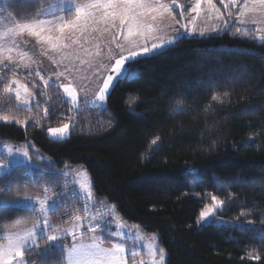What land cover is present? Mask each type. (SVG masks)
I'll return each instance as SVG.
<instances>
[{"label":"trees","instance_id":"16d2710c","mask_svg":"<svg viewBox=\"0 0 264 264\" xmlns=\"http://www.w3.org/2000/svg\"><path fill=\"white\" fill-rule=\"evenodd\" d=\"M50 1L6 3L21 23ZM176 1L183 6L174 11L192 17L195 0ZM231 10L238 14V6ZM236 28L233 18L216 34L180 36L138 58L105 107L74 106L59 85L0 67V115L21 121H0V142L29 139L32 157L36 150L47 156L43 168L16 163L0 173V240L39 218L34 209L2 200L49 188L59 201L50 213L55 227L71 224L83 201L64 192L61 170L84 165L96 204H111L127 224L154 236L166 264H264V40ZM13 77L34 93L31 108L4 92ZM68 121V137L48 135L49 127ZM213 195L224 201L215 218L232 222L199 225ZM60 240L39 238L40 248L25 252L26 264H65L73 239Z\"/></svg>","mask_w":264,"mask_h":264},{"label":"snow or ice","instance_id":"6c2138e0","mask_svg":"<svg viewBox=\"0 0 264 264\" xmlns=\"http://www.w3.org/2000/svg\"><path fill=\"white\" fill-rule=\"evenodd\" d=\"M206 3L208 18L211 19L214 15L217 20L223 21V25L217 24L213 27L219 28L227 25L228 20L235 18L241 25H260L257 29L261 33L260 40H264V0H242V3L238 5V0H220L224 7L228 9V19H225L220 9L216 7L213 0H196L195 6L192 8V12L196 13V16L200 15L201 4ZM176 0H171V3H164L162 0H87L85 4H75L76 11L74 18L68 19L66 22L63 17L60 18L58 27H52V21L48 20H35L31 23L18 24L14 22V26L7 29V35L9 39L14 37L22 31L27 30L32 35L37 36L42 41H46L51 44L53 48L64 49L70 45L64 44L65 37L71 41L72 44L78 43L76 34H81V38L90 35L94 31L106 32L111 29L112 41L116 44V48L119 50L118 54L110 58V64L108 70L105 73L100 74L98 71L94 75L99 79V84L95 93L96 100L103 102L106 99V95H110V91L116 87L123 79H128L130 71L128 65L139 59L149 58L155 55L159 50L170 46L173 43V37L167 34H160L158 22L167 17L174 23L180 25V29L187 30V24L181 23L175 16L172 15L173 5ZM238 6V14L232 12L233 7ZM181 17L184 13H180ZM11 16V13H8ZM196 16L192 17L191 23H194ZM103 25L101 28L100 26ZM175 31H179L176 29ZM205 29H201L203 33ZM236 32H241V28H236ZM183 34V33H182ZM247 34H252L251 30H248ZM16 47L13 44L12 47H5L0 44V65L8 71H15L16 68L21 66L29 67L24 63L27 56L24 52H17L13 54V48ZM84 53L90 57H99V51L93 53L89 49H83ZM7 53V55H5ZM81 64H84L83 59L80 60ZM89 68L93 67L92 61H87ZM102 65H96L98 70ZM75 65L69 60V64L64 66L63 71L57 73V77L64 76L65 74L73 75ZM37 76H40L39 72H36ZM6 79V76L4 77ZM41 80L43 77L40 76ZM18 85L12 87L11 85ZM44 84L47 85L48 81L44 80ZM63 91L71 98L73 103L77 100L76 91L69 86L61 85ZM4 92L8 94H14L15 99L24 105L29 104V97L31 93L28 89L20 84L19 81L13 80L10 84H5ZM218 99V97H213ZM47 113V109H45ZM14 120L16 123H21L15 116L10 118L9 115H0V121L10 122ZM111 127V124H109ZM70 124L65 123L62 127H53L48 129L49 133L53 136L59 135L61 138L69 131ZM152 143L155 145L156 140ZM8 153H12V149H7ZM25 157H28V152L23 151ZM7 164L0 162V168L6 167ZM80 187L86 188V184L81 183ZM91 193H89V196ZM30 198V197H25ZM212 204L205 206L199 213V221L206 222L207 219L213 214L215 208L224 204L223 200L218 199L216 195L211 197ZM9 202H14L9 201ZM41 211L46 212V201L38 200ZM77 221L80 217L75 218ZM253 223V221H249ZM43 230L46 233V241H55L58 238L63 239L65 232L72 236L73 242L70 247L66 248L67 264H126L125 248L123 244L113 243L111 247H104L101 238L95 234L89 237V243L84 242L83 236L78 240L76 238L77 231L79 229L78 224H74L73 227L61 231L53 226V234H48L49 223L47 219L42 221ZM264 224V220L261 221ZM40 223H34L31 228L21 229L17 231H10L6 236V243H0V264H25L24 256L28 250L29 244L35 248H40L37 240V229L40 228ZM96 226L90 227L89 232L95 233ZM120 235V233H116ZM149 251L152 252L155 257L156 252L149 246ZM159 260L153 259L152 264H163L164 262V249H158ZM133 257L136 255L132 253ZM251 255V254H250ZM255 259L259 260V256H255ZM133 264H143V261Z\"/></svg>","mask_w":264,"mask_h":264},{"label":"rangeland","instance_id":"374dc122","mask_svg":"<svg viewBox=\"0 0 264 264\" xmlns=\"http://www.w3.org/2000/svg\"><path fill=\"white\" fill-rule=\"evenodd\" d=\"M51 2L52 0L50 1V3ZM50 3L47 6L42 7L39 16H37L34 19H30L28 21L20 23L17 22L16 17H14V15L11 13L10 8L7 6L6 0H0V44H3L5 47H12L13 44H15L16 47L13 48L14 55L17 52L26 53L27 56L24 60V63L27 64L26 63L27 60L31 68H36L35 70H37V72L40 73V76L43 77V80H41L40 76L36 75V72H31V73H35L36 77H38L40 81L44 82V80H47L49 84L52 83L57 84L61 87L62 91H63V87L61 85L72 87L77 94V100L74 103V106H80L81 104H83L85 106L88 105L91 107H105L107 105V98L109 95H106V99L103 102L96 100V96H95L97 86L99 84V79H80L74 77V76H80V74H74V73L71 76L65 74L64 76L57 77V73L63 71L64 66L66 65L65 49L53 48L51 44L47 43L46 41H42L37 36L32 35L27 30L19 32L14 37V40L9 39L7 35V29L13 27L14 22L18 24H23V23H31L38 19L45 20L46 17H43L44 9H46L50 5ZM213 3L216 5L217 8L220 9L223 16L225 17L223 12V9L225 8L224 4H222L220 0H213ZM225 3H227V0H225ZM175 6L180 9L183 5L181 2L176 1ZM205 6L206 3L202 2L200 15L196 16V13L192 15V17L196 16V20L194 23L190 22L192 20V17L188 18L186 14H184V16L181 17L180 14H177L175 12L176 19L180 20L181 23L187 24L188 27L186 33L184 29H180V26L178 28L179 31L170 32L168 36L173 35V42L180 36H208L218 33L223 28L222 27L221 29H219L220 27L219 28L213 27L214 25L220 24V21L217 20L215 16H212V18L209 19L208 15L203 14V12L205 11L203 10V7ZM8 13H11V16H8ZM201 29H205V31L201 33ZM242 30H249V29H242ZM160 34L163 33L160 32ZM66 37L63 43H65ZM23 38L25 39L23 40ZM17 41H22L23 45L21 46L20 43H17ZM33 45H35L34 48H31ZM5 55H7V53H5ZM112 56L115 55L101 56L105 60L106 70H108V65L110 62V58ZM0 67H2V65H0ZM75 67L78 68V65L76 64ZM24 68L26 67L21 66L19 68H16L15 70L21 71L23 73H29V70H31V69H26L28 70L26 71ZM13 80L19 81V83L23 84L28 89V92L31 93V96L29 97L28 105L21 104L18 101L17 103L24 108H31L35 102L34 93L29 89V86L26 83V81L22 79H18L17 77L11 78L8 84H10V82ZM11 86L17 87L18 85L13 84ZM64 94L68 98H70L65 92ZM10 95L15 97L14 94H10ZM67 123L70 124V129L63 136V138H61L59 135L53 136L49 133L48 129L53 128V126L47 129L48 135L56 140L57 139L61 140L68 137L73 127L70 121H68ZM62 126L63 125L54 126V127H62ZM27 146H32L34 148V145H32L29 139L26 141V145H23L15 141L0 142V162L7 164L6 167L0 168V173L9 172L16 163H23L30 166L31 168L33 167L43 168L44 162L42 160L47 159V156L40 150L38 151L36 150L35 155L37 157L36 158L34 156L32 157L30 155V152L28 151L29 147ZM8 148L12 149L11 154L8 153L7 151ZM23 151L28 152V157H25L22 154ZM61 171L63 172L62 181L64 185V192L66 194H71V195L77 194L78 198L80 197V199H82L83 201L82 212L75 214L72 223L60 228L61 231L65 229L70 230L74 224H78L79 229L76 234V238L78 240L81 238V236H83L84 242L89 243L91 242L89 237L95 234L101 238L104 247H111L113 243L123 244L125 248L126 264H133L134 260L136 262L143 261V264H152L153 259L159 260L158 249H160L161 246L158 240L154 236L146 234L139 227H134L127 224L120 217L118 212L111 204H103V205L96 204V200L92 191L91 177L86 169V166L81 165L73 168L67 167L62 169ZM81 183L86 184V188L82 189L80 187ZM49 189L52 190V188ZM49 189L48 192L45 191L43 193H27L22 197H17L13 199L14 202H9L8 200H2V202L5 204L34 209L39 214L38 215L39 218L37 221L12 231L31 228L34 223H40L41 227L37 229V233H38L37 240L39 243V238L44 236L46 237V233L41 229H43L42 221L44 219H47L49 223L48 234H53L52 228L53 226L54 227L57 226V224L52 220L50 213L57 208V206L59 205L57 202L59 201L57 199L58 195L51 194ZM89 193H91L90 196ZM25 197H30V198H25ZM38 200L46 201V209H47L46 212L41 211ZM221 207L222 206L215 208L213 214L207 219V221L200 222L199 225L205 224L209 222L211 219H215V221L220 224H226L232 222L231 220L226 218H221V217H217V219L215 218L217 211ZM77 216L80 217L79 221L75 219ZM97 224L99 225V227H96L95 233L89 232V228L96 226ZM9 232L10 231H5L3 233V239L0 240V243L7 242L6 236ZM116 233H120V235H116ZM65 236H69L70 238H72V236L68 235L67 232H65ZM59 241L61 240L58 238L55 241H51L50 244L57 243ZM150 245L152 246V249L156 252L155 257H153L152 252L149 251ZM30 248H35V247L29 244L28 249ZM133 252L136 253L134 257L132 255ZM166 261H167V252L164 250L163 264H166ZM65 264H67V259Z\"/></svg>","mask_w":264,"mask_h":264},{"label":"crops","instance_id":"0c3cea01","mask_svg":"<svg viewBox=\"0 0 264 264\" xmlns=\"http://www.w3.org/2000/svg\"><path fill=\"white\" fill-rule=\"evenodd\" d=\"M164 3H171V2H165L162 0ZM87 3V0L78 2L77 0H52L50 5L44 9V16L46 17L45 20L52 21V27L56 28L58 27V24L60 23V18L63 17L64 21L66 22L68 19L74 18L75 16V11H76V6L75 4H85ZM242 3V0H238V4ZM176 7L173 5V11L172 15L175 16L176 13L174 11ZM203 14L208 15L207 13V5L203 7ZM221 15L223 16L222 12L220 11ZM214 16V15H213ZM224 17V16H223ZM225 18V17H224ZM178 20V19H177ZM220 24L223 25V21L219 20ZM238 25L242 29H249L253 30L256 35L259 37L261 35L260 32L257 31L260 25H252V24H247V25H241L238 22ZM159 29L161 30V33L169 35L170 32H175L176 29L179 28V24L174 23L171 19L164 17L158 22ZM101 28L103 25L100 26ZM224 26H221L219 29H221ZM112 31H115L114 29H111L106 32H101V31H94L91 33V35L84 36L81 38V34L77 33L76 37L74 39L78 40V43L72 44L71 41L66 37L65 43L70 45L67 48H64L65 51V61L66 65L69 64V60H71L72 64L76 66L78 65V68L75 67L76 69H79V71H76L74 69L73 73L74 74H80V76H74L80 79H98L94 73L98 71L100 74L105 73V60L101 56L105 55H117L119 50L116 48V44L112 41ZM173 37V35H170ZM21 39V38H20ZM25 38H23L24 40ZM91 39V40H90ZM22 40V39H21ZM175 41V40H174ZM17 43H20V45H23L22 41H17ZM35 45H33L31 48H34ZM30 48V49H31ZM83 49H89L91 52L95 53L99 51L100 55L99 57H90L87 56ZM36 58V57H35ZM83 59L85 61L84 64L80 63V60ZM91 60L93 67L90 69L88 66L87 61ZM56 61V60H55ZM26 63L28 61L26 60ZM110 64V62H109ZM96 65H102L98 70L96 69ZM109 68V65H108ZM26 69H31L29 72H37L35 70L36 68H31L30 64L29 67L24 68ZM28 71V70H26Z\"/></svg>","mask_w":264,"mask_h":264}]
</instances>
